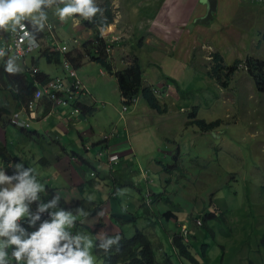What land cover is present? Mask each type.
<instances>
[{
	"label": "rangeland",
	"instance_id": "374dc122",
	"mask_svg": "<svg viewBox=\"0 0 264 264\" xmlns=\"http://www.w3.org/2000/svg\"><path fill=\"white\" fill-rule=\"evenodd\" d=\"M167 1L132 0L136 12L129 18L131 24L125 26L127 21H123L124 27L130 29L120 30V36L112 39L115 41L117 38L118 43L124 42L129 47L128 54L121 48L124 54L116 52L114 57V47L111 49L115 63H124L125 69L138 57L130 46L140 43L144 37L140 48L145 49L142 50L139 62L145 63V70L152 71L150 78L154 80L162 77L166 81H161L166 87L162 97L168 95V98L162 99V103L168 106L166 115H139L136 119L138 122L129 132L131 135L128 133V148H135L133 162L140 164V171L132 167V172L127 171L128 177L123 183L145 176L147 189L143 193L149 196L152 192L153 202L159 199L155 198V194L161 195L163 199L158 206L150 203L149 206H153L150 209L165 211L151 212L148 218L145 206L139 205L140 208L134 211L132 208L129 211L136 217V221L129 228L125 227V231L128 230L129 237H132L136 225L145 233L151 239V250L160 264L166 263H163V255H170L174 264H190L188 260L177 257L184 255H173L169 243V236L176 230V226L169 222L170 216L177 209L188 211L194 214L187 223L191 229L190 238L200 252L204 249L203 245H206L210 264H228L231 260V264H264V251L261 248L264 237V92L258 90L244 65L239 67L226 88L209 75L216 65L214 55L217 53L222 55L226 65L236 60L244 61L249 56L264 61V53L255 52V47L250 46L245 39L236 43V36L230 37L231 32L235 31V25L243 26L238 20L246 14L233 15L229 26L223 30L213 24V28L199 27L189 31L192 28H188V23L192 18L186 20L187 16H183L179 19L181 23L176 22L172 13L174 8ZM73 20L70 19V22ZM251 22L257 24L255 20ZM154 26L165 36L164 41L148 37L150 32L153 34ZM109 28H112L111 25ZM118 30L113 29L114 32ZM258 30H262L260 25ZM115 69L119 71L116 66ZM147 86L158 88L152 86V83ZM86 88L88 90V86ZM115 103L116 109L110 108L103 113V104L99 102L96 118L82 121L83 117H80L78 122L84 123L81 125V133L91 137L97 133L95 131L92 134V126L97 130L99 127L107 133L103 136L113 141L112 137L118 134V126L123 120L127 122L128 115L135 113L131 106H128L130 109L127 113L123 112L125 106L117 96ZM193 107H199V119L207 122L221 121L214 134L197 133L195 129L186 128L187 115ZM121 113H124L123 117ZM24 142L29 146V150L25 147L29 153V167L35 169L40 178L43 177L41 183L45 187L48 182L56 186L57 181L50 179L54 177L55 170L45 167L39 161L43 159L52 164L59 149L52 147L53 143L48 146L43 142L38 146L37 139L33 143L26 139ZM119 146L109 151L110 157L123 152L122 148H117ZM178 149L180 157L176 160L175 155H170ZM81 150L83 147L77 148L76 152ZM77 161L81 163L82 160L77 157ZM173 161L178 162L179 168L176 170L172 168ZM105 162L112 167L108 159ZM164 164L171 167V174L164 170ZM80 173L82 177L85 175L83 171ZM76 176L79 177V173L74 167L68 180L76 182ZM86 202L92 204L87 199ZM214 207L223 216L211 217L208 213L214 212ZM76 231L82 232L81 228ZM91 238L95 245L94 238ZM193 248L192 252L197 253V249ZM91 251L96 257V264H103L104 261L97 256L94 247Z\"/></svg>",
	"mask_w": 264,
	"mask_h": 264
},
{
	"label": "clouds",
	"instance_id": "9594fccd",
	"mask_svg": "<svg viewBox=\"0 0 264 264\" xmlns=\"http://www.w3.org/2000/svg\"><path fill=\"white\" fill-rule=\"evenodd\" d=\"M204 1L208 4L207 13L209 6L217 10L216 0ZM252 1L260 4L264 3V0ZM103 5L110 6L115 20L116 12L112 4L100 3L97 0H0V66H3L11 77L14 74L20 75L31 66L24 67V70L20 71L16 66L17 64L14 63L16 58L25 63L28 57L39 52L33 60L34 62H32L39 64L37 58L44 55V51L49 49L62 55V67L67 71L66 77L50 79L47 75H44L40 67H32L33 77L35 78L37 75L40 83L35 86L33 96L31 94L28 99L23 101L21 111L14 116L11 115L7 120L11 127L31 133L32 124L30 120L33 118L31 116L34 115L33 112L44 97H47L52 107L70 106L72 109L71 118L82 114V108L77 103H80L78 101L79 96L85 95L88 90L84 81L78 76L77 71L79 69L73 68L71 63L66 61L64 55L71 50L82 49L85 42L93 39L95 32L92 29L93 36L83 43L79 44L78 40H74L73 44L76 47L71 48L57 43L56 46L45 48V28L49 26V16L46 9L54 8V15L59 18L61 23L70 18L75 19L78 16L84 19L86 25L87 20L92 21L99 13L105 26L104 9L100 8ZM216 10L213 19L208 24H211L215 19ZM112 23L101 32V35L109 43H118L117 38L119 36H116L115 41H112L114 36L107 32ZM208 24L199 25L206 26ZM48 30L53 33L51 26L48 27ZM17 36L23 48L21 54L15 48V37ZM112 48L107 49L110 55ZM50 63L57 62L52 60ZM72 71L76 73V77L83 84L81 90L70 89V85L73 83ZM42 79L48 81L42 84ZM57 80H61L63 85L59 89H54L50 84ZM155 90L158 91L156 88ZM38 92L41 93L40 96H37ZM53 95H55V98H53ZM125 107L128 110L129 107ZM75 110H79V113L77 114ZM127 110L123 109V112ZM27 112L30 113L29 119L26 118ZM22 113H24V117L21 116ZM5 120L0 123V129L1 126L4 128ZM110 139L107 136L102 138L103 142H108ZM22 150H24L22 146L13 141L8 142L0 139V264H96V257L91 251L93 247L97 256L104 261L103 264H108L109 255L115 256L111 264H121L118 256L122 250L123 241L133 240L138 232H142L136 225H134L136 232L132 237H129L128 230L125 231V227L129 228L132 226L131 223L136 221V217L129 210L132 208V211L135 208L139 209V205L145 206L148 218L151 217V212L154 214L155 211H165L159 210V208L155 211L150 209L153 207L149 206L150 203L158 206L163 202L162 196H157L159 199L153 202L151 200L152 192L149 196L146 192L143 193L141 204L135 206L133 187L139 189V187L146 185L145 176H140L136 180L125 184L122 189L124 196L118 197L111 193L104 197L101 196L98 200L94 196L84 195L77 184L70 181L69 185L64 184L62 186L63 184H60L62 188H56L57 185L51 186V182L46 183L45 187L41 183L43 177L40 178L35 169L29 167V153L25 151L24 155L18 154ZM100 155L103 156V152ZM110 155L111 153L108 151L107 158L112 165L111 168H113L115 164H118L119 157L116 161L111 162ZM39 162H42L45 167H51L48 161L41 159ZM59 177L57 178L58 181ZM89 177L92 178L90 181H100L94 171H89ZM73 186L74 188H69ZM86 199L91 201L92 204L87 203ZM178 220L177 216L171 215L169 222L177 227ZM77 228H81L82 232L76 231ZM180 232L185 236V241L188 242L189 231L187 225H180ZM143 234L147 236L145 233ZM91 237L94 238L95 245ZM148 239L152 244L151 239L149 237ZM169 243L173 255H183L174 244V235L169 236ZM177 257L184 258L190 264H194L185 256ZM163 259V263L166 262L165 264H174L170 259V255H163ZM13 261L15 263H12Z\"/></svg>",
	"mask_w": 264,
	"mask_h": 264
},
{
	"label": "crops",
	"instance_id": "0c3cea01",
	"mask_svg": "<svg viewBox=\"0 0 264 264\" xmlns=\"http://www.w3.org/2000/svg\"><path fill=\"white\" fill-rule=\"evenodd\" d=\"M97 1L100 3L106 2L112 4L116 12L115 20L111 24L112 28L107 29V32L110 35L120 36V30L122 32V30L130 29L129 27H124L123 21H127L125 26L131 24L129 18L131 15H133L134 12H136L133 7L132 0ZM167 2L172 8H174V11L172 13L174 16L173 19L176 22L181 23L179 19L183 16H187L186 20H190V18H192V22L190 20V22L188 23V28H192L189 31H193L195 28L199 27L209 28L211 26L210 28H213V24L223 30L224 28L229 26V23L233 19V15L246 14L245 17L238 20L243 24V26H239L236 23L237 26L235 25V31L231 32L230 37H233V35H235L236 43L245 39L248 43H250V46L255 47L253 48L255 52L264 53V3L260 4L252 0H216L217 10L215 13V19L211 22V24L204 26L194 24V21L196 19L206 16L208 4L204 0H168ZM126 3H129L128 6H126ZM174 5L176 6L174 7ZM60 6L62 7L63 5ZM239 6H243L242 9H238ZM47 11L49 16L48 25L52 27L53 33L48 30L49 26L45 28V48L49 46L51 47L53 45L56 46L57 43L61 44L62 46L67 45L72 48L76 47L73 44L74 40H78L80 44L84 41L89 40L93 36V30L91 28H88L83 18L77 16L75 17V20H73V22H70V18L66 22L61 23L59 18L54 15V8L48 9ZM155 14L150 17L155 16ZM251 20H255L257 24H253ZM156 22L159 23L158 21ZM258 25L261 26V31L258 30ZM114 28H117L119 30L117 32H114ZM169 28H171V26H169ZM152 32L153 34L151 35L150 32L148 37L154 38L157 41L165 40V36L161 33V31H158V28H156L155 26ZM143 39L144 37H142L140 43L130 46L133 49V53L135 54V56H138L137 58L139 60L142 57V50L145 49V47L140 48ZM231 42L235 43L234 41ZM121 44L122 46H119ZM121 48H124V53L128 54L129 47L125 46L124 42H119L113 49L112 57L117 54L116 52L122 53L120 51ZM38 54L39 52H36L32 56L28 57L25 63H22L21 59L15 57L16 59L14 63L17 64L16 66L20 69V71H23L24 67H31H29L27 70H25V72H22L19 75V82L16 80V74H14L10 79V85H7V87L4 86L6 88L5 93H1L0 95V123L4 119H6L4 128L1 126L0 129V139H4V141L8 142H10L11 140L14 143L16 142V144H18L19 146H22V148L24 149L21 152L22 155L25 154V147H27L29 150V146L28 144H25L24 139H26L27 141L30 140L32 141V143L35 139H37L38 146L43 144V142H45V144H47L48 146H50L49 143H53L52 147H56L57 149H59V151L57 152L56 160L52 161V164H50V162L48 163L55 170V178L52 177L50 179L54 182L57 181L56 185L58 187L56 188H62L60 187V184H63L62 186H64V184L69 185L68 176L72 175V168L75 167L79 173V177L76 176L78 177L77 181L73 183L77 184L79 190L84 195L94 196L96 200H98V198H100L101 196L104 197L110 195L111 193H113L114 196L116 195L118 197L124 196L122 189L125 185L123 184L124 180L128 177L127 171L129 173L132 172V167L134 166L135 168H138V171H140V164L133 162L136 153L134 151L135 148H128V133L131 132L130 130H132V127L138 122L136 121V119L139 118V115H152L159 117L160 115H157L156 112L148 108L142 98H138L136 99L135 104L130 107L134 109L135 113L132 115H128L127 122L125 123L123 120L122 123L118 126V130L116 128L117 125L114 127L115 131L117 130L116 134H118L112 138L114 139L113 141L110 139L108 142H103V135L107 133L106 131H102V129L99 127L97 130L94 126H92V134H94L95 131H97V133H95L91 137L85 135L84 133H81V125H83L84 123H80L78 122V120L80 119V117H83L82 121H85L89 118H96L95 113L98 109L97 103L101 102L103 104V113L108 112L110 108H115V96H117L123 103L116 78L110 73L106 72V70H104L99 64L90 62L86 63L77 71L78 76L84 81L85 85L88 86V93H86L85 95H80L78 99V101L80 102V107L82 108V114L78 118H71L72 109L70 106L52 107L47 97H44V99L38 103L37 108L33 112L34 115L31 116L34 118L30 120L32 124L31 133L23 132L19 129L11 127L7 123V120L9 119V117H11V115L14 116L15 114H18L19 111H21V104L23 103V101L28 99L31 94L33 96L36 89L35 86L40 83L38 82L37 75L35 78L33 77L31 71L32 67H40L44 75H47L50 79L55 77H66L67 71L64 69V67H62L61 62L50 63V61L41 56L37 58L39 64L32 63L34 62L33 60ZM123 60L126 61L128 59L123 58ZM19 63H21L22 65H20ZM114 64L118 70H122L124 68V63ZM140 64L144 70L145 84L148 85L152 83V86L155 85L159 89H163V91H166V87L163 86L165 84L161 83V81H166H163L162 77L153 80L152 78H150L152 71L144 69L145 63ZM43 76H41V78H43ZM158 76L160 75L158 74ZM28 87L29 89L27 91ZM163 98H168V95L166 97L164 96ZM163 98H161V100ZM129 109L125 113H127ZM29 114V112H27L26 114V118L28 119L30 118ZM121 115V117H123L124 113H121ZM21 116L24 117V113H22ZM97 122L99 123L100 121L98 120ZM7 136L9 139L7 138ZM46 141L48 142L46 143ZM116 146H119L117 148H122L121 151L123 152H120V156L118 155V164H115L113 168H111L109 167V164H106L107 162L105 161H107L108 159V151L111 152V150ZM81 147H83V150H81L80 152H76L77 148ZM86 148L90 149L87 150ZM98 152L99 154L97 157L96 153ZM101 152H103V156L100 155ZM77 157L82 160L81 163L77 161ZM92 170L99 177L100 181H90L92 180V178L89 177V171ZM65 171L67 172L66 175ZM81 171L85 172V175L83 177L81 176ZM58 177L59 181L57 180ZM139 177L140 176H138L137 178ZM137 178H134V180H136ZM69 188H74V186ZM142 188L141 190H139L133 187V199L135 206L141 204V197L143 195V192L147 189L146 185L142 186ZM138 195L140 196L139 198L137 197ZM232 261L233 260H231L228 264H231Z\"/></svg>",
	"mask_w": 264,
	"mask_h": 264
},
{
	"label": "trees",
	"instance_id": "16d2710c",
	"mask_svg": "<svg viewBox=\"0 0 264 264\" xmlns=\"http://www.w3.org/2000/svg\"><path fill=\"white\" fill-rule=\"evenodd\" d=\"M100 8L104 9V17H106V25H103V18L98 13L97 16L92 20H87V25L94 30L95 35L93 39L85 42L80 50H71L69 53L64 55L66 61L70 62L73 68L80 69L86 63L93 62L99 64L104 68L108 73L115 76L120 91V95L123 99L124 106H132L134 100L142 98L146 103L148 108L156 112L157 115H166L168 112V106L162 103L161 98L163 94V89L147 86L144 82V71L139 62V59L135 58L132 60V64L127 66L125 69L116 71L114 65V59L111 57L110 53L107 51L108 48L115 46V43H109L106 39L103 38L101 32L113 22L114 14L109 5H103ZM48 9H46L47 11ZM103 27V30H102ZM1 46V45H0ZM48 61L55 60V62L60 63L61 54L56 51H51L46 49L44 55H42ZM215 64L212 68V71L209 73L211 79H214L221 87L226 88L231 81L232 76L239 70L241 65H244L248 75L255 81V85L259 91L264 92V61L253 57H247L244 61L236 60L231 65H226L221 54L217 53L214 55ZM16 80L19 82L20 77L16 74ZM12 77L8 74L3 66H0V95L5 93L7 85H10V79ZM48 80L42 79V84H45ZM5 86V87H4ZM30 87V86H29ZM27 88V91L29 89ZM12 93V92H11ZM77 103V102H76ZM78 106H80L77 103ZM199 107H193L188 113V121L186 123V128L188 130L195 129L197 133L202 134H214L216 130L220 127L221 121L207 122L205 120L198 118ZM7 155V154H6ZM175 155L177 160L180 157L179 149L176 152L171 153L170 156ZM174 170L178 169V162L173 161ZM164 170L171 174L172 169L167 165H163ZM181 170V169H180ZM157 195L155 196V198ZM170 203H173L169 199ZM214 212H209L208 214L211 217L219 218L223 216V213L217 209L213 208ZM201 214V213H198ZM175 217H178V225L174 232V244L179 248L181 253L188 259H190L194 264H210V258L207 256L205 250L206 245H203L204 249L202 252L199 251L198 247L191 240V229L187 226L189 235L188 242L185 241V236L180 232V225H187L190 219L194 214H189L188 211L182 212V210H174ZM199 222V221H198ZM201 225H204L201 222ZM150 240L142 232L133 238V240H124L122 250L119 252V260L121 264H159L155 258L154 252L151 250ZM193 246L197 249V253L192 252ZM261 248L264 251V237L261 240ZM194 249V248H193ZM115 256L109 255L108 264L114 260Z\"/></svg>",
	"mask_w": 264,
	"mask_h": 264
},
{
	"label": "built area",
	"instance_id": "2783aa9c",
	"mask_svg": "<svg viewBox=\"0 0 264 264\" xmlns=\"http://www.w3.org/2000/svg\"><path fill=\"white\" fill-rule=\"evenodd\" d=\"M21 42L19 41V38L18 36L15 37V48H16V51H18L20 54L23 53V48L21 46ZM71 76H72V79H73V83L70 85V89L72 90H81L83 88V84L81 82V80H79L77 77H76V73L75 72H71ZM63 82L61 80H57L56 82H53L50 84L51 87H53L54 89H59L62 87V84ZM41 93L38 92V95L37 96H40ZM53 98H55V95H53ZM124 110H127V108L125 107ZM76 113L78 114L79 113V110H75ZM118 159V156L114 155L110 158L111 162H114Z\"/></svg>",
	"mask_w": 264,
	"mask_h": 264
},
{
	"label": "water",
	"instance_id": "95a60500",
	"mask_svg": "<svg viewBox=\"0 0 264 264\" xmlns=\"http://www.w3.org/2000/svg\"><path fill=\"white\" fill-rule=\"evenodd\" d=\"M215 4V3H214ZM213 5V4H212ZM211 5V6H212ZM215 10L216 9H214V7H210L209 6V10H208V13H207V16L205 17V18H202V19H197L196 21H195V24H208L209 22H210V20H212L213 19V14H214V12H215Z\"/></svg>",
	"mask_w": 264,
	"mask_h": 264
}]
</instances>
